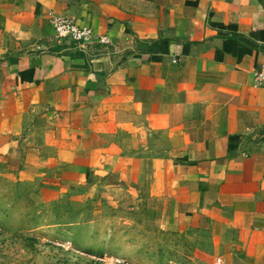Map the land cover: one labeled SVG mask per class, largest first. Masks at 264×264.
<instances>
[{
    "label": "crops",
    "instance_id": "obj_1",
    "mask_svg": "<svg viewBox=\"0 0 264 264\" xmlns=\"http://www.w3.org/2000/svg\"><path fill=\"white\" fill-rule=\"evenodd\" d=\"M52 16L112 47L67 50ZM263 67L264 0H0V172L124 214L72 218L89 236L182 231L264 264Z\"/></svg>",
    "mask_w": 264,
    "mask_h": 264
},
{
    "label": "rangeland",
    "instance_id": "obj_2",
    "mask_svg": "<svg viewBox=\"0 0 264 264\" xmlns=\"http://www.w3.org/2000/svg\"><path fill=\"white\" fill-rule=\"evenodd\" d=\"M39 189L0 172V264H213L197 247V237L182 231L114 225L109 239L100 226L89 236L69 224L72 218L124 214L90 212L81 204L75 209L72 194Z\"/></svg>",
    "mask_w": 264,
    "mask_h": 264
},
{
    "label": "built area",
    "instance_id": "obj_3",
    "mask_svg": "<svg viewBox=\"0 0 264 264\" xmlns=\"http://www.w3.org/2000/svg\"><path fill=\"white\" fill-rule=\"evenodd\" d=\"M50 25L55 40L62 43L67 50L88 54L93 49L100 52L102 48L107 51L112 47L106 36H95L91 27L80 24L73 18L52 16ZM262 79H264V67L257 75V81Z\"/></svg>",
    "mask_w": 264,
    "mask_h": 264
}]
</instances>
